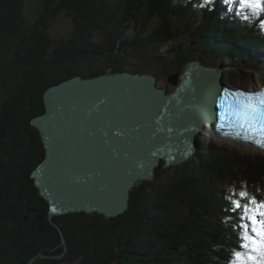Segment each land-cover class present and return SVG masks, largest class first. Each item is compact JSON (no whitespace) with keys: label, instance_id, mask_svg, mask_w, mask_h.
Returning a JSON list of instances; mask_svg holds the SVG:
<instances>
[{"label":"trees","instance_id":"obj_1","mask_svg":"<svg viewBox=\"0 0 264 264\" xmlns=\"http://www.w3.org/2000/svg\"><path fill=\"white\" fill-rule=\"evenodd\" d=\"M58 1L61 0H41L40 13H36L32 23L34 27H31L22 17L19 0H0V264H28L31 258L34 259L31 264H174V259L178 261L176 264H233L231 260L235 259V251L232 250L238 239L242 241V230L239 229L242 223L239 224L236 219L235 206L226 204L225 199L229 197L225 191L229 193L231 188L233 191L240 188L257 201L264 200V166H257L249 155L228 157L217 151L210 152L201 159V163L198 161L203 167H195L196 172L189 169L192 161L185 163L186 168L179 167L180 176L172 179L170 186L162 184L159 180L161 174L157 172L156 177L161 184L152 185L150 190L141 187L136 192L140 203H130L131 208L114 220L85 212H69L53 216L52 220L48 218L47 202L38 194L29 176L31 168L44 155L38 130L30 124L29 119L43 111L42 93L47 84H54L68 76L53 64L52 69L48 58L55 57L61 49H68L65 53L61 52L64 57L67 53L68 57L69 51L74 50L72 47L76 40L84 39L85 43L86 37L90 38L91 35L85 32L79 36V28L73 21L76 30L71 34L65 33L68 35L64 42H60L61 45L58 41V45L52 44L53 40L49 41L45 27L55 20L56 13L63 11L58 9ZM66 1L71 5L78 4L81 14L91 17L93 21L109 20L117 39L124 36V32L118 29L126 17L132 16L124 14L126 12L121 2L125 0L113 3L106 0ZM130 1V4L137 3L139 8L144 7L132 21L137 20L142 27L145 15L142 13L147 12L149 18H158L157 27L162 25L154 29L156 39L147 36L153 48L157 43L164 42L165 32L169 41L176 34L181 35L184 25L193 36L189 45L192 52H205L208 45L204 43H208V39L203 38L210 37L218 43L217 47L221 48V52H218L222 55H226V48H235L238 54L246 48L245 54H249V58L257 57V50L264 53V27L260 23L264 20V12L254 14L253 10L240 8L243 6L239 0H229L227 3L225 0H210L208 3L206 0ZM90 4H100L98 11L87 9ZM112 6L116 8L109 13L107 8ZM46 8L49 10L46 11ZM76 16L78 22L83 17ZM91 29L104 30L100 24L90 25L84 30ZM90 39L94 41V38ZM106 39L105 35L99 38L106 42V47L112 45L110 49L118 50L119 55H115V60L122 62L125 57L120 51L126 52V45H115L116 39ZM229 40L233 41V46L226 47ZM95 44L89 52L105 53L107 57L105 48ZM171 51H175L174 46ZM79 52L78 55H81ZM210 52L209 57L214 58L216 50L210 49ZM174 53L181 59L189 54L187 50L178 49ZM82 55L93 61V54ZM111 56V68L120 71L122 66ZM157 58L153 56L154 60ZM76 59H80V66L85 68L86 58L79 56ZM255 60L250 58L253 64L257 63ZM57 61L64 66L62 59ZM43 68L49 69L46 70L51 81H46L45 75L40 73ZM65 68L68 74L74 72L71 65ZM33 71L40 73L36 82L28 78ZM204 176L209 181L216 179L223 182L225 186L220 187L221 193L213 189V183L206 182L203 186ZM159 186H165V189L159 190ZM189 210L192 211L191 216ZM137 216L138 222L134 220ZM223 218L228 225L223 223ZM53 223L63 230L67 245L59 258L51 257L63 250L59 231ZM142 225H145L144 231ZM174 248L178 253L177 258L173 254ZM126 256L128 259H125Z\"/></svg>","mask_w":264,"mask_h":264},{"label":"bare ground","instance_id":"obj_2","mask_svg":"<svg viewBox=\"0 0 264 264\" xmlns=\"http://www.w3.org/2000/svg\"><path fill=\"white\" fill-rule=\"evenodd\" d=\"M108 1H110V3L118 2L117 0L116 1L108 0ZM129 1L130 0H125V2H121V3L130 7L131 1L130 2ZM94 5L90 4V6H88V9L97 10V7H99L100 4L97 6ZM112 8L115 9L116 7L112 6ZM240 8H243L247 11H252V9L246 6ZM47 10L49 9L46 8V11ZM124 12H126L124 14L130 15V13H128L129 11L126 10L125 8H124ZM118 14L121 13L119 12ZM148 17L149 15H144L143 20L147 22ZM129 20L130 19H128V21ZM128 21L125 22V26L130 25L127 27L128 30L130 29L136 32V29L138 28L137 29L138 31L139 28L141 27L137 24L138 22L137 20L132 21V23ZM50 25L51 24L49 23L46 26V28L48 29ZM104 25L106 26V30H105L106 33L108 30L110 35L108 36L110 37V39H113L115 37V33H113L112 24L111 23L108 24L107 22H104ZM122 25L124 26V24ZM135 34H137V32ZM138 34H140L143 37L139 35V38L137 39V37L135 36L130 37L128 35L129 36L128 37L125 34L123 37H121L126 39L128 38L125 43H127V46L130 50H133V48L137 47L135 44L136 40L141 41V39L144 38L143 34L141 33ZM113 35L114 37H112ZM180 38L181 36L180 37L177 36L172 39L173 41L178 40V42L175 43L173 42L175 50L181 48L178 45L180 44ZM48 39L53 40V38L51 39V36H49ZM119 39L115 40V45H117V43L120 45L121 42ZM56 41L60 43L62 40L60 38H56ZM93 43L94 44L97 43L96 39L93 42L91 41L85 42L84 44L88 47V49L91 50V48L94 47ZM218 47L217 45L213 47V49L216 50L217 53V55L216 53H214V58L218 59L219 61L222 60V62H228V63L235 60L234 58L235 57L234 52L236 50L235 48H226L225 51L227 57L226 59H222L224 55L219 53L221 52L220 51L221 48L219 49ZM73 48L76 49L77 47H73ZM66 50L67 49H61L59 51L64 52ZM90 50H83V51L88 54L90 53L93 54L94 52H89ZM75 51L74 50L69 51V56H68L69 59L71 55H74L73 59H71L70 62H74L77 60L76 58H79L78 57L79 51H77V55ZM117 52L118 50L117 51L114 50V58ZM127 52L120 51L121 55L125 57V59L122 62L121 61L118 62L117 59L115 60L116 63L122 66V69L120 71L117 69H115V71L107 70L102 73H96L95 71L92 70L89 72L83 71L82 74L86 75V77L74 76V72H72L70 73L71 76L69 75L66 78L64 77L65 81L70 79H76L75 84L77 85V87H75L70 94H66V93L62 94V98L68 103H71V101L73 100V102L77 103L79 109H81L82 107L81 115L78 116L77 118L78 120H76L75 122V124L78 126L77 131L74 128L76 125H72L69 123L73 120V118H71V114L67 112H63L61 110V106L59 105V102L61 101L58 99L61 98V96L56 97L58 99L57 101L58 103H54V105H50L48 103L49 102L48 95L52 92V88L55 87V85L51 84L50 86H47L48 88L45 90V93L43 94L45 111L41 115H44L46 113L51 114L57 119L62 120L63 123L64 121L68 122V124L65 125L66 130H64V132L67 133L66 134L67 140L63 141L66 145L60 149L67 154V158L60 156L58 154L49 155V153L46 152L45 142L43 140L42 134L39 132L38 128L34 126L40 134L42 140L41 143L44 146L45 150H44L43 159L33 169L31 176L33 177V182L35 186L39 189L40 194L49 203L50 216H52L53 214H57L53 209L54 202L56 203V207L64 206L67 209V212H78V213L85 212L89 214L104 213L106 214V216L115 215L117 212L118 213L121 212L122 209L125 207V205L128 204L127 192L128 189H130V186L134 184L136 186L144 181L150 180L152 176L153 168L160 160L164 161V166L166 163L169 165H177L181 162L189 160L190 157L193 156V153H195L196 148L199 147L198 142L195 143L194 140L195 134H199V135L201 134L198 138L205 137L203 136V134L204 135L208 134L210 136L213 135L215 137L220 138L223 143L226 142L237 143L236 146H240L245 150L249 149L250 151H260V153L264 155V140L259 139L257 141L254 136L255 135L254 131H250L247 129L248 133L251 134L254 133L253 135H247V133L244 131L245 129L238 128L233 123L227 122L228 119L222 120L221 126H216V119L218 118L219 113L221 111V109L219 108V100L220 97L223 96L224 90L228 89L230 92H232V90L236 92L238 91L243 92V90L232 88L231 86L225 84L223 81H218L219 79L218 75L222 77V69L224 66H226L227 63H221L218 67H215L212 65L202 64L200 63L199 60H192V62H188L187 65L183 67L184 69L182 70V72L178 73L176 76L175 74L169 73L168 76H166L168 78L166 81L167 84L164 86H160L158 85L159 84L158 77L152 73L133 72L137 69V67L135 66L130 70L132 71V73L130 71L123 70L124 68L123 64H126L128 59H130L127 57ZM130 52L131 51H129V54ZM96 54L100 56L99 53L96 52ZM244 56L246 57V54H244ZM228 58H230L231 60H229ZM87 61L90 60L87 59ZM77 62H80V59H78ZM203 71H205L207 74L204 73ZM210 74H215L216 76H210ZM144 76L145 77L148 76V78L151 79L153 77L152 81L154 82V86L155 88L159 89L161 93L158 104L155 107H153L152 110H149V113H146V103L144 99H142L141 101L139 97L143 94L142 92L145 91L144 84L143 82L140 81ZM120 77H122L123 81L121 80ZM261 77H264V74H261V76L259 77L260 84L255 88H249V90L260 89L263 81ZM185 79L186 82H184ZM132 80L138 82V84H136L138 87L137 91H134L135 85L133 82H130ZM89 81H93L94 84L103 88L105 92H107L108 100H106L105 102L109 106L108 111L111 114L110 119L112 121L114 122L121 121L124 118V116L128 114L124 110L126 109L132 115V117L135 118L137 115H139V119L142 118L145 123L155 124L154 126L152 125V127L155 128L158 132H159V129L157 127L158 124L163 125V123L165 124L166 122L169 123L168 125L169 128L167 129L166 132L169 139L165 135H162L159 138H157V140H162L163 146L154 144V142L150 144L148 142H146L145 144L140 143L139 148L142 149V152H144L146 155L148 154L151 157V162L148 163L150 169H146L149 171L148 172L146 171L147 173L144 171L145 175H142L143 173L141 171L138 173V178L140 176L139 179L135 178L133 181L128 182L126 180L127 177H123L124 172L127 173L126 169L124 168L126 166L125 164L126 160L123 159L124 151L128 147L135 148L137 146V141L142 142V139L140 137L136 139V134L138 133V130L134 131L133 128L135 127H133V125H131L130 123L125 124L124 126V121H122V123L117 122L115 124L110 119H107V117L105 116L107 110H105V114L103 115L102 113H100V110L98 108L91 106L92 104L91 102H89V98H88V92L90 89L89 87H85L87 83H84ZM168 84H170L173 88L169 89ZM217 84L219 85L218 87H216V90L218 92L214 94L215 97L214 105L210 107L208 100V93L209 90L213 87V85H217ZM179 87L184 88V90L186 91L184 93L188 95L187 98L195 97L194 101L190 105L194 104L195 107L194 113L196 115L199 113V115L205 117L206 120L201 119L198 122L192 124L186 121H182L181 118H179L180 116L179 114H175L174 116H171L167 113L169 111L168 105L173 102L172 99H174V96L176 95V91L179 89ZM235 87L239 88V86H235ZM94 90L97 91L98 87H95ZM73 93H75V95L71 96ZM116 97H119V99L124 102L126 101L124 104V108H119L115 105L117 99ZM170 99L171 102H169ZM175 113H177L176 110ZM37 117H34L32 119L33 121L31 120V123H33ZM51 123H53L55 127H52ZM58 124L59 121L56 122L51 121L49 126H51L50 127L51 129L55 130L57 129ZM180 133L182 134L181 143L179 140H177L176 143H174L175 139L178 138V134ZM230 133H232V135ZM76 134L80 136L76 137ZM243 134L245 136H243ZM155 136L156 135L148 134V137L144 138L143 141H148V140L150 141ZM55 144L57 147L59 146V142H56ZM241 144H243L244 146H241ZM60 146H62L61 143ZM70 146H74V147H70ZM186 150H188V154H189V155L187 154L188 156L183 155L184 151ZM80 152L84 153L86 156L91 157L92 155L97 158L95 159L94 162L89 161V163L91 164L90 167L86 166L87 164L85 163L86 165H84L82 161L78 163V160H80V156L78 154ZM168 154H170V156H168ZM55 157H57L58 161L56 160ZM98 157L101 158L102 160L101 163ZM110 162L113 164V166H109V168H107L106 164ZM179 167H181V165ZM67 170H70L69 172L70 174L66 172ZM81 170H84L83 172H85V177L82 176ZM115 170L117 173V177L119 176L121 177V179H118L116 182V184H119L120 190H115V188H112L111 186L113 183L112 182L109 183L110 180L112 181L114 179L116 181L117 179L116 176H111L113 179L109 177L110 176L109 171H115ZM95 172H97L98 175H96ZM132 175L130 176L132 177ZM89 177L93 179L98 177V180L96 181L97 185H91V187L95 188L92 189L91 194L93 193L95 194L96 191L98 193V196L94 195L93 197L92 195L88 194L86 191L83 190L80 184V182H83L86 178ZM71 178L75 180L73 181ZM137 179L138 182L136 181ZM77 182H79V184L76 186ZM49 183H51L52 186L57 191H64L66 193H69V195L72 196V199H67V197L64 196V194L62 193L56 196V200L51 199L54 197L51 195ZM116 198L118 200H121V205L119 204L120 206L116 204L117 200L112 202V200ZM215 208L217 209V206H215ZM107 209L110 212V214L106 212ZM59 214H64V213H59ZM118 216L119 215H117V217ZM103 217L106 218L105 216ZM239 218H243V217H239ZM62 239L65 240V238Z\"/></svg>","mask_w":264,"mask_h":264},{"label":"rangeland","instance_id":"obj_3","mask_svg":"<svg viewBox=\"0 0 264 264\" xmlns=\"http://www.w3.org/2000/svg\"><path fill=\"white\" fill-rule=\"evenodd\" d=\"M17 2H18V0H17ZM19 2L21 4L22 17L25 18L26 22L30 23L31 27H34L32 23H33V20H35V18H36V13L38 14V11L42 7L41 0H19ZM106 2H110V1L106 0ZM58 3H60V6L58 5ZM58 3H55V5H58V9H61L63 11H60L59 13H56L57 17L55 18V20H53V22L50 23L51 25H50V27L48 26L49 28L47 29L48 33H49V36H51V39L53 38V42H51V43L58 45V42L55 41L54 38L62 37V42H64L65 39L67 38V35H68V34H65V33H70L71 34V33L75 32L76 29H75V27H73V24H72V22L75 21V23L77 24V26L79 28L77 31H80V35L79 36H82L85 32H89L91 34V35H89V37L90 38L91 37L94 38V40L96 39V41H97L96 44L101 46L102 48H105L104 50L107 51L106 54L108 53V56L105 57V53L104 54H99L100 56H98L96 53H93V55L98 57V58H96V57H94L92 55L93 56V61H87V59H89V58H87L85 55H82V54H88V53H86V52H84L82 50H90V49H88V47L83 43L84 39H82L81 41H77L76 40L75 44H73V47H77V48L74 49L72 47V49H74V51L76 50L75 51L76 55H77V51H80V50L82 51V52H79V53H82L79 56H82L83 58H86V60L84 59L85 68L80 66L81 63L77 62L78 59L76 61H74V62H70L71 59H73L74 55H71V57L69 59L67 57V53H66V56L64 57L63 56L64 54L59 52V51H58V53L56 54L55 57L53 55L51 58H48V60H47L49 62V64L51 65V68L54 69L53 66H56L57 68H60L62 70V73H65V76L66 75L69 76L70 72L68 74V70L65 68V66H68V68H69L70 65H71V67L73 68V71H74V76H80V77H83V76L86 77V75L82 74L83 71L89 72V71L92 70V71H95L96 73H102V72L107 71V70L113 71V69L111 68V60H113V59H110V56H111V54H114L112 52L115 50V48L110 49V47L112 45H108L106 47V42H104L102 40L101 41L99 40V38L103 37L104 35L107 38L106 40L110 39V37H109L110 35H109L108 30H107V33L105 31L106 30V26L104 25L105 21H102V20L101 21H98V20L93 21L91 17L83 15V13L81 14V11L79 10L80 7H79L78 4L71 5V2L69 3L66 0L58 1ZM163 4H165L164 1H163ZM133 5H134L133 2H132L130 7H128L127 5L122 4V6L126 10H128L129 11L128 13H130V15H132V16H131V18L130 17L129 18L126 17L127 19L121 22L120 28L118 30L120 32H124V34L127 35V36L128 35L130 37L135 36V37H137V39L139 38V35H140L138 33H141V34L144 35V38L141 39V41L140 40H136L135 41V44H136L137 47L133 48V50H130L128 48V46H127V43H125L128 38L127 39L126 38L119 39L120 42H121L120 45H126L124 49L126 50V52L128 51L127 52V57L130 58V59H128L127 63L124 64V68H123L124 71L125 70L130 71L135 66V67H137V69L135 71H133V72H149V73H152V74H154V75H156L158 77V79H159L158 80V83H159L158 85L164 86V85L167 84L166 81H167L168 78L166 76H168L169 73L175 74V76H176L178 73L182 72V70L184 69L183 67H185L188 62H192V60H199L200 63H202V64L212 65V66H215V67H218L221 63H227L226 66L223 67V69L221 68L222 69V77L218 75V77H219L218 81H223L225 84H227V85H229L231 87L239 86V87H244L246 89H249V88H255V87H257L260 84L259 77L261 76V74H264V66L261 67V65H264V62H261V61H264V53L261 54V52L257 50V55L256 56L258 57V59H257V57H250L251 59L252 58L256 59L254 61V62H257V63H254L255 65L250 62V58H249L250 55L249 54H246L247 58L244 56L245 51L247 53V50L244 49V48H243V51H244L243 53L244 54L243 53H239L238 54V52L235 50L236 51V52H234L235 60H233L232 62H230V63L222 62V60L219 61L216 58L209 57L210 53H211L210 49H213V47L218 45V43L214 42L213 39L210 38V37L209 38H207V37L203 38V40H207L208 39L207 40L208 43H204L205 45H208V48H206L205 52H203V51H202V53L201 52H197V51L192 52V50H191L189 45H191V43H192V37L193 36L191 35L190 31L183 25L182 26L183 27L182 28L183 29V33L181 35H176L175 37H177V36L180 37L181 36L180 44H178L181 48L178 49V50H181V51L187 50L189 54H187V58L179 59V57L176 55V53H174V52H176L177 49L175 51H171V48L174 46V43L178 42V40H176V41L172 40V41L169 42L168 38H166V32H165L164 37H163L164 38V42L157 43L154 46V48L151 46V44H149L150 39L148 40L147 36H150V38H152L153 40H154V38L156 39L155 33H154V29H155V27H157L158 22H159L157 17H153V16L150 17V18L148 17L147 22L144 21V23L142 25V28L140 27L138 31H137L138 28L136 29L137 34H135L136 33L135 31L130 30V29L128 30L126 28L127 26H130V25H126L125 26V22L128 21V19H130L128 22L132 23L131 19L134 16H137L141 12L140 10H142L144 8L143 6H141V8H139L137 3H135L134 6ZM86 8L88 9V7H86ZM111 10H113L112 7L107 9V11L109 13H110ZM64 11H66V12H64ZM74 13H75V15H74ZM144 14L147 15L146 12L142 13V15H144ZM230 14H232V13H230ZM76 15L83 16V17L79 18V22L76 19V18H78ZM126 15L129 16V14H126ZM196 21H199V20H196ZM106 22L109 24V21L106 20ZM93 24H100L101 26H103L104 30H98V29L97 30L96 29H93V30L91 29V30H88V31L84 30L86 28H89L90 25H93ZM122 24H124V26ZM139 26H141V25H139ZM123 27H125V29ZM159 27H162V25H160ZM159 27H157L156 29H158ZM191 28H193L192 25H191ZM32 30H34V29L32 28ZM146 33H148V34H146ZM206 33L208 34V32H206ZM112 37H114V35ZM141 37H143V36H141ZM203 37H204V35H203ZM90 38L86 37L85 40L87 42H90L91 41ZM115 38L117 40V37H114L113 40ZM129 39H131V38H129ZM117 45H119V44L117 43ZM219 45H222V44H219ZM227 45L228 46H226V47L233 46V41L229 40ZM195 47L199 48L198 46H195ZM200 47H201L202 50H205V47L203 48V45H200ZM67 51H68V49H67ZM129 51H131L130 54H129ZM95 52H97V51H95ZM64 53H65V51H64ZM190 54H193V56H191ZM153 56L154 57H158L157 60H154ZM58 59H62L63 60V63H65L64 66L57 61ZM222 59H226V55H224V57ZM114 60H115V58H114ZM247 63L250 64V65L248 66ZM52 64H53V66H52ZM256 64H258V65H256ZM46 69L49 70L48 68H46ZM46 69L45 68L41 69L42 71H40V73H43V75H45V79H47L46 81H49V80L51 81V79L48 77V73L49 72ZM172 71H175V72H172ZM130 72L132 73V71H130ZM203 72L206 73L205 71H203ZM40 73L38 71L37 72L33 71V73H30V75L28 74L29 75L28 78L31 81L36 82V79H39ZM210 76H216V75L215 74H210ZM63 81H65V78L62 79V80H59L58 82L54 83L53 85H57V84H59V83H61ZM47 86H50V85L47 84ZM47 88L48 87H46L44 89L43 93H42V101H43V94L45 93V90ZM168 88L172 89L173 87L170 84H168ZM2 93H3V91H2ZM44 111H45V108H44V102H43V111L40 112L39 114H36V115L32 116L29 119L30 124L32 125L31 120L34 117H37V116L41 115L42 113H44ZM200 135L199 134H195V139L194 140H195V143L198 142L199 147L196 148L195 153L192 152L193 156L190 157L189 160L181 162V163H179L177 165H169V166L168 165L164 166V161L160 160L154 166L153 172H152V176H151L150 180L144 181V182H142V183H140L139 185H136V186H135V184L130 186V189H128V192H127V194H128V199H127L128 204L125 205V207L122 209L121 212H119V213L117 212L116 214L117 215H123L125 212H127V210H129V208H131V204L130 203H132V202L134 203L136 201H138V202L140 201L137 198L136 192L139 191V189L141 187L144 186V187L147 188L146 190H150L149 187L157 186L156 184H161V182L159 180L162 181L163 185H169L170 186V181H172V179L180 176V174H179V166L180 165H181V167L186 168L185 163L188 162V161H192L191 162L192 164L189 167V169L191 168V170H194L196 172L197 169H195V167H197V166L203 167V165L200 164L201 163V159H203V157H207L208 155H210V152L214 153V151H217L218 153H221L223 155L227 154L228 157H230L231 155L237 156V154H239V155H249V156H251V160H253V162L255 164H257V166H262V168H263V166H264V155L261 154L260 151H250L249 149L245 150V149H243L240 146H236L237 143H228V142L223 143L220 138L215 137L213 135L210 136L208 134H205V135L203 134V136H205V137L198 138ZM39 136H40V134H39ZM40 139H41V137H40ZM41 142H42V140H41ZM241 146H244V145L241 144ZM42 147H43V152H44V150H45L44 146L42 145ZM42 159H43V157H42ZM198 161H200V163ZM38 163H36L35 166L33 168H31V170H30L29 176L32 179H33V177L31 176V174L33 172V169L36 167V165ZM187 170H188V167H187ZM206 170L208 172L210 171L209 169H206ZM184 171L185 170H181L180 172H184ZM157 172L158 173L160 172V174H161V176L159 175V180L156 177V173ZM203 180H202L203 186H205L206 182H209V184L213 183V185H215V186L212 185L213 189L215 191L219 192V193H221L220 187L221 186H225V184L223 182L218 181L216 179H212V181H209L206 178V176H204ZM125 185H126V183H125ZM163 187L165 189V186H163ZM162 188L159 186V190H162ZM241 191H244V190H242L240 188H237L235 191H233V188H231V191L229 193L227 191H225V195H227L229 197V198L225 199L226 204L227 205H231V204H233L232 201L236 200V199L241 200L242 204L249 203V199L247 197H240L239 196V193ZM38 194L47 202V205H48V213L47 214H48V218L50 220H52L53 216H60V215H64V214H69V212H65L64 214L57 213V214H53L52 216H50L49 215V203H48V201L40 194L39 189H38ZM248 194H250V193H248ZM131 197H133V198H131ZM229 200H231V201H229ZM116 204L117 205H119V204L121 205V200H117ZM233 211L237 214L236 219H237L239 224L240 223H248V222L250 223V221L247 220V217H245L243 215V209H234ZM106 212H108V214H110L108 209H107ZM218 213H221V212H218ZM86 214H89V213H86ZM95 214H98V216L99 215H103L107 219H110V220H114L117 217L116 214L115 215L106 216V214H104V213H93V214H89V215H95ZM188 214H190V216H191L192 215V211L189 210ZM239 217H243V218H239ZM138 218H139L138 216L134 217V220L136 222H138L139 221ZM223 223L228 225V221L225 220V218H223ZM53 224L55 225V227L59 231V234H60V237H61V244L63 245V250H61V252L59 254H57L56 256H51V257L59 258V257L63 256L65 250L67 249V245H66L65 240L62 239V238H65V236H64V234L62 232L63 230L60 229L59 225H57L55 223H53ZM144 227H145V225H142V231H144ZM239 229H241V228H239ZM228 243H229V241H228ZM173 254L175 255L176 258L178 257V253H177V250L175 248L173 249ZM43 256L48 257L49 255L43 254ZM125 259H128V257L126 256ZM33 260L34 259L31 258L29 260L28 264H31L33 262ZM120 260H121V258H120ZM231 261H233V259ZM177 262L178 261L176 259H174L172 263L176 264Z\"/></svg>","mask_w":264,"mask_h":264},{"label":"water","instance_id":"obj_4","mask_svg":"<svg viewBox=\"0 0 264 264\" xmlns=\"http://www.w3.org/2000/svg\"><path fill=\"white\" fill-rule=\"evenodd\" d=\"M120 78L123 81L122 77H120ZM261 79H263L262 84H264V77H261ZM75 80L76 79H70V80L64 81L62 83H59L58 85H55V87L52 88V92L48 95V98H49L48 103L50 105H54V103H58L57 102L58 99L61 101V102H59V105L61 106V110L63 112L70 113L71 118H73V120L71 122H69L72 125H76L75 122H76V120H78L77 119L78 116L81 115L82 107H81V109H79V106H77V103L73 102V100L71 101V103H68L67 101H65L62 98V94H65V93L70 94L72 92V90L75 87H77V85L75 84V82H76ZM152 80H153V77L151 79V78H148V76H146V77L144 76L142 78V80H140L144 84L145 91H143L142 92L143 94L139 97H140L141 101H142V99H144V101L146 103V113H149V110H152V108L158 104V101H159L160 95H161L159 89L155 88L154 82ZM130 82L134 83V85H135L134 91H137L138 87L136 84H138V82L135 80H132ZM184 82H186V79ZM84 83H87L85 85V87H89V89H90L88 92V98H89V102H91V104H92L91 106L98 108L100 110V113H102L103 115L105 114V110H107L105 116L107 117V119H110L111 114L108 111L109 106L105 102L106 100H108L107 92H105V90L103 88L94 84L93 81L84 82ZM218 86H219L218 84L213 85V87L209 90L208 100H209L210 107H212L214 105V98H215L214 94H216V92H218L216 90V87H218ZM95 87H98L97 91L94 90ZM158 91H159V93H158ZM184 92H186L184 90V88L179 87V89L176 91V95L174 96V99H172V101H173L172 103L175 105L170 103L168 105L169 111L167 113L171 116H174L175 114H179L180 115L179 118H181L182 121H186V122L192 123V124L198 122L201 119L206 120V118L200 116L199 113L197 115L194 113V108H195L194 104L190 105L194 101L195 97L194 98H190V97L187 98L188 95L185 94ZM74 95H75V93H73L71 96H74ZM59 96H61V98L57 99L56 97H59ZM116 98L117 99H116L115 105L119 108H124V104L126 101L124 102V101L120 100L119 97H116ZM169 102H171V99L169 100ZM170 105H172V106H170ZM183 105H184V107H183ZM124 110L128 114L126 116H124V118L122 120L119 118L121 121L114 122L111 119L110 120L112 122H114L115 124L117 122L122 123V121H124V126H125V124L130 123L131 125H133V127H135V128L137 127L136 129L133 128L134 131L138 130V133L136 134V139L138 137H140L142 139V142L137 141V146L135 148L128 147L124 151V158L123 159H125L126 162L125 161H123V162H125V164H126V166L124 168L126 169L127 173L124 172L123 177H127L126 180L128 182H130V181H133L135 178H138V173L140 171L143 173L142 175H145V172L149 171L146 169H150L148 163L151 162V157L148 154L146 155L144 152H142V149L139 148L140 143L145 144L146 142H148L150 144V143L154 142V144L163 146L162 140H157V138H159L162 135H165L168 138L166 132H167V129L169 128L168 127L169 123L166 122V124L163 123V125L158 124L157 125V127L159 129V132H158L155 128L152 127V125L154 126L155 124L145 123L142 118L139 119V115H137V116L135 115L136 117L134 118L126 109H124ZM175 110L177 113H175ZM151 117H152V115H151ZM51 121H54V122L59 121L57 129L53 130L50 128L51 126L55 127L53 123H51V126H49ZM32 124H33V126L38 128L39 132L42 134L43 140L45 142V149H46V152L49 153V155L50 154H58L60 156L67 158V154L60 149L66 145L63 141L67 140L66 139L67 133H65L64 130H66L65 125H67L68 122L64 121V123H63L62 120H59L56 117H54L53 115L46 113L44 115L37 117ZM109 124H110V122H109ZM74 128L77 131L78 126L76 125ZM112 128H114V127H112ZM148 134L156 135V136L150 140L151 142L149 140L143 141L144 138L148 137ZM79 136L80 135L76 134V137H79ZM177 140H179L181 143V141H182V134L181 133L178 134V138L175 139L174 143H176ZM56 142H59L58 147L55 144ZM60 143L62 146H60ZM70 147H74V146H70ZM81 154H82V156H81ZM187 154H188V150L184 151L183 155L186 156ZM78 155L80 156V160H78V163H80V161H82L84 165L87 164L86 166H89V167L91 166L89 161L94 162L95 159L97 158V157H94L92 155H91V157L86 156L82 152H80ZM168 156H170V154H168ZM55 158L58 161L57 157H55ZM98 159L100 160V163H101V161H102L101 158L98 157ZM166 164H165V166L169 165V164H167V165ZM106 166H107V168H109V166H113V164L110 162V163L106 164ZM83 171L84 170H81L82 176L85 177V172H83ZM66 172L69 173L70 170H67ZM109 172H110L109 177H111V176L117 177L116 170L115 171H109ZM95 173H96V175H98L97 172H95ZM130 175H132V177ZM101 176H102V174H101ZM139 178H140V176H139ZM111 179H113V178L111 177ZM118 179H121V177L120 176L117 177L116 181L113 179L112 181L110 180V182H109V183H111V182L113 183L112 185L111 184L110 185L112 186V188H115V190H120L119 184H116ZM138 179L136 180L137 182H138ZM72 180L74 181L75 179H72ZM97 180H98V177L95 179L89 177V178H86L83 182H80V184H81L84 191H86L88 194H90L94 197V195L98 196V193L95 191V194L94 193L91 194L92 189H95L94 187H91V185H97V182H96ZM49 184H50L51 195L54 197V198L50 197L51 199L56 200V196L60 195L61 193L64 194V196H66L67 199H72V196H70L69 193H66L64 191H57L52 186L51 183H49ZM78 184H79V182H77L76 186ZM116 200H118V199L117 198L113 199L112 202H114ZM53 207H54L53 209H54L55 213L67 212V209L64 206L56 207L55 202L53 204Z\"/></svg>","mask_w":264,"mask_h":264},{"label":"snow or ice","instance_id":"obj_5","mask_svg":"<svg viewBox=\"0 0 264 264\" xmlns=\"http://www.w3.org/2000/svg\"><path fill=\"white\" fill-rule=\"evenodd\" d=\"M210 0H206V3ZM229 2V0H225ZM242 6L253 10L254 14L264 12V0H239ZM247 19V17H245ZM264 27V20H261ZM221 120L228 119L236 127L264 134V91L255 93L230 92L224 90L219 100ZM240 197H247L249 203H241V200H233L235 209H243V215L249 223H242L240 236L241 248L246 251L233 253V264H264V200L257 201L249 197L246 191L239 193Z\"/></svg>","mask_w":264,"mask_h":264}]
</instances>
